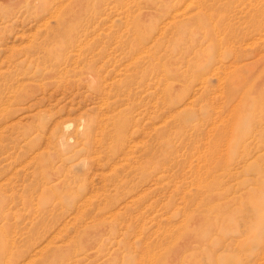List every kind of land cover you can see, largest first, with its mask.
I'll return each instance as SVG.
<instances>
[{"label":"rangeland","instance_id":"374dc122","mask_svg":"<svg viewBox=\"0 0 264 264\" xmlns=\"http://www.w3.org/2000/svg\"><path fill=\"white\" fill-rule=\"evenodd\" d=\"M262 23L0 0V264H264Z\"/></svg>","mask_w":264,"mask_h":264},{"label":"bare ground","instance_id":"6f19581e","mask_svg":"<svg viewBox=\"0 0 264 264\" xmlns=\"http://www.w3.org/2000/svg\"><path fill=\"white\" fill-rule=\"evenodd\" d=\"M52 4H53V3H52ZM261 26H262V28H263V27H264V24L262 23V25H261ZM262 28L260 27V29H259V30H260V31L264 30V29H262Z\"/></svg>","mask_w":264,"mask_h":264}]
</instances>
